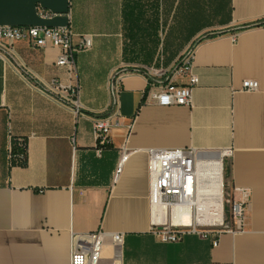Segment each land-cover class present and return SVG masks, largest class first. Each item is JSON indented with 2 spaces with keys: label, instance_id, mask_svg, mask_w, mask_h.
I'll use <instances>...</instances> for the list:
<instances>
[{
  "label": "crops",
  "instance_id": "1",
  "mask_svg": "<svg viewBox=\"0 0 264 264\" xmlns=\"http://www.w3.org/2000/svg\"><path fill=\"white\" fill-rule=\"evenodd\" d=\"M203 2H120V30L143 49L147 36L157 47L160 32H193L185 40L193 43L199 82L190 106H163L147 101L145 71L127 68L120 115L100 154L93 119L108 109L111 72L102 90L89 88L81 83L85 51L77 53L85 114L76 115L47 87L53 77L67 78L55 65L59 48L18 42L13 59L0 56V264H70L72 235L99 228L124 233L119 258L110 259L107 249L102 264H264V0H207L209 11ZM164 3L170 9L161 15ZM74 10L73 0H0V25L71 23L76 33L89 34ZM111 24L96 32H111ZM246 79L258 88L245 90ZM13 143L24 146L25 164L11 162ZM153 147L220 158L227 191L250 193L243 229H189L177 241H163L149 201L146 150Z\"/></svg>",
  "mask_w": 264,
  "mask_h": 264
},
{
  "label": "built area",
  "instance_id": "2",
  "mask_svg": "<svg viewBox=\"0 0 264 264\" xmlns=\"http://www.w3.org/2000/svg\"><path fill=\"white\" fill-rule=\"evenodd\" d=\"M75 37L77 40L75 41ZM25 42L33 48H46L48 46L60 49L55 65L63 68L66 72V80L53 77L48 89L56 95L63 103L71 107L76 115H84V107L80 102V84L78 80V69L76 55L87 51L92 47V35L76 33L71 23L65 26L8 24L0 25V56L13 59L16 56L14 45ZM193 49L184 52L178 59L160 76L158 72L148 71L145 76L148 80L147 101L156 104L187 105L193 100V89L198 84L199 78L193 69ZM129 69L123 68L108 81L110 102L108 109L94 120V132L97 139V153L110 143L111 127L118 120V94L121 76ZM245 90H256L258 81L246 79L243 81ZM14 144L9 148L11 162L18 163L25 160L26 152L24 146L19 143V149L14 150ZM147 169L149 174L150 194L149 201L152 211L161 207L166 208L164 221L160 213L157 214L159 221L154 223L158 229V235L163 241H177L186 230L196 229L197 226H182L173 224L172 205H183L185 202L194 200L198 196L200 186L198 173L197 152L194 149L185 148H148ZM118 162L115 178L121 171L122 164L126 158L122 152ZM219 175L221 177L222 198V226L230 228L231 231L243 229L245 212L250 199L248 189L233 187L232 192L227 191L222 174V161ZM238 194V196L236 195ZM228 208L230 226L226 223L225 210ZM215 226V225H213ZM155 228V230H156ZM207 233L209 230H203ZM124 239L123 232H109L99 228L85 234H73L70 247V264H102L107 249L110 251V259L119 258Z\"/></svg>",
  "mask_w": 264,
  "mask_h": 264
},
{
  "label": "rangeland",
  "instance_id": "3",
  "mask_svg": "<svg viewBox=\"0 0 264 264\" xmlns=\"http://www.w3.org/2000/svg\"><path fill=\"white\" fill-rule=\"evenodd\" d=\"M73 0L75 10L78 8V18L80 24L84 26V31H88L92 35V47L85 51L84 65L81 69V83L88 84L89 88L99 87L102 90L105 86L107 74L111 72L110 77H114L123 68H130L141 71H153L158 72L161 76L162 72L166 70L174 61L178 59L184 52L191 50L193 43L190 40L186 41V33L182 30L176 33H170L166 36L165 33L160 32V43L156 46V38L152 35L144 38L142 44L144 49L136 46L133 41H128L125 38L124 33L120 30L118 8L122 0ZM211 3V2H210ZM161 4L159 7V13L165 15L168 13L170 7ZM206 11H209L212 7L207 0L203 2ZM211 6V7H210ZM182 8L183 5L181 6ZM150 12L151 10H147ZM182 9L180 13H182ZM171 22L170 17L164 16ZM112 22L110 29L111 32H104L105 34H99L96 31L100 30V27H108V24ZM182 29V27L180 28ZM220 31L217 28L215 31L202 33L193 38L194 42L199 37L212 35L214 32ZM164 40V42H162ZM168 41V43H167ZM174 59L169 63V59ZM169 63V64H168ZM84 81H83V79ZM226 187V184H225ZM225 218L227 225H231L229 222L230 216L228 208L225 210ZM203 230H220L224 229L226 225H215L209 227L197 226ZM162 226L156 228V231H160Z\"/></svg>",
  "mask_w": 264,
  "mask_h": 264
},
{
  "label": "bare ground",
  "instance_id": "4",
  "mask_svg": "<svg viewBox=\"0 0 264 264\" xmlns=\"http://www.w3.org/2000/svg\"><path fill=\"white\" fill-rule=\"evenodd\" d=\"M200 186L198 196L183 205H172L171 222L182 226L209 227L220 225L222 220L221 169L220 158L197 155ZM166 208L154 209L153 221L160 222L157 214L163 217Z\"/></svg>",
  "mask_w": 264,
  "mask_h": 264
},
{
  "label": "trees",
  "instance_id": "5",
  "mask_svg": "<svg viewBox=\"0 0 264 264\" xmlns=\"http://www.w3.org/2000/svg\"><path fill=\"white\" fill-rule=\"evenodd\" d=\"M195 7H197L196 8V11L194 12V14H196V15H200V11L199 10H201V4L199 3H197V5L195 4ZM196 17V16H195ZM195 17H191V19H190V21H191V23H194V22H196V21H198V19L197 18H195ZM188 28H191V26L190 27H188ZM151 34V33H150ZM193 35V32L192 31H189L188 33H186V35H185V37H186V39H189L191 36ZM16 148L17 149H19V147H17L16 146ZM24 149V148H23ZM14 150H15V146H14ZM26 163V158H25V160H23V161H20V162H18L17 164H21V165H23V164H25Z\"/></svg>",
  "mask_w": 264,
  "mask_h": 264
},
{
  "label": "water",
  "instance_id": "6",
  "mask_svg": "<svg viewBox=\"0 0 264 264\" xmlns=\"http://www.w3.org/2000/svg\"><path fill=\"white\" fill-rule=\"evenodd\" d=\"M197 155H199L198 153H197ZM200 156V155H199Z\"/></svg>",
  "mask_w": 264,
  "mask_h": 264
}]
</instances>
